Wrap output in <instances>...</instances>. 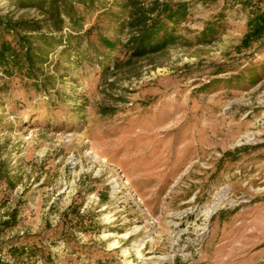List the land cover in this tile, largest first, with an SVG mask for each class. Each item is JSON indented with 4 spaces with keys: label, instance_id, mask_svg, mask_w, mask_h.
<instances>
[{
    "label": "rangeland",
    "instance_id": "obj_1",
    "mask_svg": "<svg viewBox=\"0 0 264 264\" xmlns=\"http://www.w3.org/2000/svg\"><path fill=\"white\" fill-rule=\"evenodd\" d=\"M122 1L76 4L92 31L36 46L34 78L0 62V223L18 221L0 264H264V41L242 46L264 0H166L189 5L177 42L116 68ZM0 14L43 17L10 0Z\"/></svg>",
    "mask_w": 264,
    "mask_h": 264
},
{
    "label": "trees",
    "instance_id": "obj_2",
    "mask_svg": "<svg viewBox=\"0 0 264 264\" xmlns=\"http://www.w3.org/2000/svg\"><path fill=\"white\" fill-rule=\"evenodd\" d=\"M11 3L20 8L32 7L39 10L41 18L28 20L21 19L13 21L8 14H0V27L13 33L16 45L3 43L0 49V62L6 66V70L18 67L20 64L26 68L28 77L34 78L40 70V65L46 63V57L39 55V49H48L54 52L56 48L62 46L66 41L64 52L75 45L81 48V41L85 40L92 29L89 28L84 33L82 23L78 16L76 4L85 6L94 5L95 0H10ZM120 8L128 13L126 19H122V27L127 29V38L124 48L128 57L125 60H118L116 68L121 65L130 67L142 58H148L164 52L170 45L177 42L176 27L186 21L190 14L189 5L186 2H171L166 0H123ZM70 21L72 30L66 36L46 33H62L66 22ZM31 32V34L29 33ZM37 34L33 35L32 33ZM101 43L109 49L117 46L116 41L100 37ZM256 41H264V9L256 11L248 22V31L242 39V46L249 47ZM38 45L40 46L37 50ZM37 46V47H36ZM106 60H104L105 62ZM104 66V63H103ZM109 69V65L105 70ZM18 221L13 214L0 223V232L6 228L16 226ZM10 253L18 254L21 248L12 247Z\"/></svg>",
    "mask_w": 264,
    "mask_h": 264
},
{
    "label": "bare ground",
    "instance_id": "obj_3",
    "mask_svg": "<svg viewBox=\"0 0 264 264\" xmlns=\"http://www.w3.org/2000/svg\"><path fill=\"white\" fill-rule=\"evenodd\" d=\"M221 205L220 201L215 202L213 205L208 206V208L206 209L207 212L206 214L209 216L210 214L213 213L214 210H216L219 206Z\"/></svg>",
    "mask_w": 264,
    "mask_h": 264
}]
</instances>
